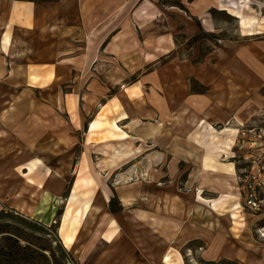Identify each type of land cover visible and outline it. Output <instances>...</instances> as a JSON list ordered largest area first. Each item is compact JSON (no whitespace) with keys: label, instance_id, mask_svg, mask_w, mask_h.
I'll use <instances>...</instances> for the list:
<instances>
[{"label":"rangeland","instance_id":"obj_1","mask_svg":"<svg viewBox=\"0 0 264 264\" xmlns=\"http://www.w3.org/2000/svg\"><path fill=\"white\" fill-rule=\"evenodd\" d=\"M75 4V40L61 32L59 49L36 42L39 62L70 61L58 73L67 82L52 83L53 72L32 76L35 91L25 98L22 83L0 82V223L9 226L0 264H17L18 249L19 264H90L59 235L68 204L74 211L89 197L80 185L69 202L78 175L93 190L79 231L115 215L131 231L133 210L148 202L161 209L164 197L166 225L180 223L187 239L185 264H264V0ZM27 108L41 122L22 125ZM201 120L218 140L236 131L227 153L207 160L215 170L204 167L206 142L195 139H203ZM118 191L139 199L123 212ZM95 205L102 211L91 216ZM64 251L71 258L62 259Z\"/></svg>","mask_w":264,"mask_h":264},{"label":"crops","instance_id":"obj_2","mask_svg":"<svg viewBox=\"0 0 264 264\" xmlns=\"http://www.w3.org/2000/svg\"><path fill=\"white\" fill-rule=\"evenodd\" d=\"M75 1L0 0V82H6L12 86H16L14 83H22L20 96L23 98L31 96L35 91V85L28 83L32 76L42 75V78H45L44 72L49 74L53 72L56 76L52 83L67 82V74L58 73L62 68L65 71L70 61L56 65H52L51 62H39L36 51L39 50L37 46L41 43L42 47L59 49V45H56L60 44L61 32L68 35L62 38L64 41L69 42L70 33L75 40L76 26L71 23L81 12L76 9ZM87 41H91L90 37H87ZM36 42H38L37 46ZM44 67H52L53 71L45 70ZM19 119L23 120L22 125H29V123L37 125L38 121L41 122L34 108H27ZM36 190L43 191V187L41 189L36 187ZM122 193V191L117 192L120 195L118 204L120 209L126 212L130 200L139 198L137 193L131 197H122ZM148 195L153 201H156L158 197L156 192H148ZM161 201H163L161 209H158L156 202H148L146 210H133L131 231L116 215L109 222L106 220L103 225L96 224L95 227L83 225L68 250L79 261L87 263L92 258L90 264H166L164 256L168 253L172 254L175 264H185V258L182 257L181 252L187 239L179 234L180 223L168 222L166 225L167 219L164 218L163 205L165 198L162 197ZM100 211L102 209L95 205L91 216L98 215ZM111 221L115 222L114 226L111 225ZM109 232H114L111 240L105 238V234Z\"/></svg>","mask_w":264,"mask_h":264},{"label":"bare ground","instance_id":"obj_3","mask_svg":"<svg viewBox=\"0 0 264 264\" xmlns=\"http://www.w3.org/2000/svg\"><path fill=\"white\" fill-rule=\"evenodd\" d=\"M246 8L242 9V10H233L234 13L238 14V15H242L243 12L245 11ZM249 22H247L244 19H241V24L242 26H246ZM35 79H39V76H35ZM98 124H100V122L96 121H92L90 122V126H89V130L93 131L95 129L98 128ZM200 128L203 129L202 133H198L201 134V136H203V139L201 141H199L197 138L196 142L200 143V142H206V155L204 158V167L206 168H212L213 170L218 169L216 167H214L213 165H209L211 162V160H209V162L207 163V160L209 159V157L212 155V153L214 152H220V153H227L226 151L231 147L232 142H233V136L235 134L236 131H230V136H228L229 138H224L222 140H218L217 135L215 134V131L212 129V127L210 125H207V123L204 120L200 121ZM115 129H118V126L116 124L112 125ZM229 133V129L225 128L223 130L222 133ZM200 136V135H199ZM121 137L124 139L126 138V134L122 133ZM220 139V138H219ZM214 164V163H213ZM36 165L34 162H32V164L28 165V171L32 172L33 170H35ZM90 182L87 181L85 178H83L82 176L78 175V177L76 178L72 190H71V195H70V199L69 202H76V198L78 197V188L80 185H83L84 188H86V190L83 193H87V195H89L88 200L79 208L76 210H72V206H70V204H68V206L65 208L64 212H63V216L61 219V223L59 226V235H60V239L61 242L63 244V246L68 249L69 247L72 246V244L75 241V237L76 234L78 232V229L81 225V222L85 219L86 215L88 214V211L90 209V198H91V193H93V190L90 191L88 188L89 187ZM199 200L204 201L201 197H199ZM224 203V199L220 198L216 201H212L210 202V207L212 210H218V208ZM111 225L114 226L115 222L111 221ZM114 233V232H113ZM113 233L109 232L107 234H105V238L107 240H111L113 237ZM178 261H180V258L178 257ZM164 262L166 264H175L174 261L172 260V254L168 253L164 256Z\"/></svg>","mask_w":264,"mask_h":264},{"label":"trees","instance_id":"obj_4","mask_svg":"<svg viewBox=\"0 0 264 264\" xmlns=\"http://www.w3.org/2000/svg\"><path fill=\"white\" fill-rule=\"evenodd\" d=\"M8 227L9 226L6 223H0V234L7 233V231H4V230L7 229ZM7 237L9 239V236H7ZM18 241H19V239L17 238V240H16V246H17V248H21V246H20V244H19ZM20 250H22V249H18V251L15 252L18 257H16L15 259H13L17 264H19L18 262L22 261L20 259L23 258V252L20 251ZM0 252H1L0 255L4 254L3 253V249H0ZM70 256H71L70 253H68L67 251H64L62 253V259H65L67 257L71 258ZM50 257H52V253H50Z\"/></svg>","mask_w":264,"mask_h":264}]
</instances>
